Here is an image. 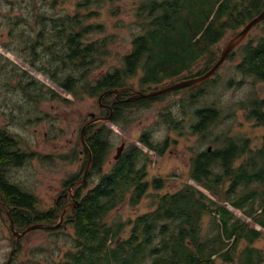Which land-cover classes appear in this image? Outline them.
I'll use <instances>...</instances> for the list:
<instances>
[{
    "label": "trees",
    "instance_id": "trees-1",
    "mask_svg": "<svg viewBox=\"0 0 264 264\" xmlns=\"http://www.w3.org/2000/svg\"><path fill=\"white\" fill-rule=\"evenodd\" d=\"M263 10L264 0H147L138 11V16L144 17L140 23L144 34L133 39L121 67L104 73L95 82L88 77L108 50L105 41L90 39V36L103 32L104 26L88 24L80 14L58 20L36 14L34 20L43 29L38 36L40 40L27 44L26 60L31 58L35 67L41 57L49 56L48 64L55 67L51 72L54 82L76 96L86 92L100 97L107 91L125 88L140 70L144 71L143 85L161 84L193 72L205 60V65L198 66L196 76H200L212 67V61L216 62V52L209 55L227 32L239 30ZM259 25L263 34L243 42L229 56V60L240 57L238 71L244 77H253L254 81H264V20ZM45 33L55 34V38L46 39ZM40 43L44 46L41 53ZM64 70L69 72L62 81L58 73ZM23 74L31 77L27 70ZM212 80L199 88V97L206 95L204 87ZM36 84L34 79L21 86L27 89ZM39 92L43 93L42 89ZM50 92L52 98L68 102L54 90ZM193 97L189 105L195 104L197 95ZM111 98L117 109L115 95H108L103 104L111 102ZM151 100L155 98L131 101L122 110L148 105ZM245 106L249 118L264 125V99L249 98ZM102 110L109 114L108 110ZM196 113L198 122L192 125V132L205 138L220 121L221 110L215 105H205ZM122 116L116 113L112 122L119 123ZM164 121L174 130L184 128L182 121L173 115H165ZM97 124L87 128V146L83 145L86 159L92 158L91 171L72 199L77 204L68 209L63 224L53 230L59 234L63 229L68 234L67 225L73 227L72 244L54 264H264V251L255 245L264 230V139L259 147L253 148L250 139H237L225 132L211 137L210 145L223 140L224 146L211 150L209 146L198 152L191 160L190 169V179L210 195L185 184L176 192L158 195L151 211L123 220L118 215L123 204L138 206L151 188L161 191L166 181L159 177L148 179L151 158L135 145L127 147L120 159L107 169L113 130L95 129ZM140 141L159 155L164 154L169 142L159 147L145 136ZM33 158L32 153L19 148L15 137L0 129V196L19 231L38 223L57 224L61 216L58 206L39 210L38 198L8 178L12 167H22ZM77 176L65 184L75 185ZM90 179L97 181L89 188ZM227 205L241 210L251 221L237 217Z\"/></svg>",
    "mask_w": 264,
    "mask_h": 264
},
{
    "label": "rangeland",
    "instance_id": "rangeland-1",
    "mask_svg": "<svg viewBox=\"0 0 264 264\" xmlns=\"http://www.w3.org/2000/svg\"><path fill=\"white\" fill-rule=\"evenodd\" d=\"M145 1L147 0H57L56 2L0 0V129L15 137L22 151L32 153L35 157L22 167H12L8 178L12 183L19 184L38 198L39 210L48 211L58 206L61 219L64 210L73 207L72 196L75 199L78 188L82 187L83 184L80 183L89 163L81 142L82 128L93 121L91 114L103 117L108 113L103 112L104 104L103 101L100 103L99 96H91L86 92L76 96L55 83L51 74L55 67L48 64L49 56L41 57L35 67L32 66L31 58H28L29 61L26 60L27 44L39 39L38 36L43 29L41 23H36L34 16L44 15L48 19L58 20L64 16L80 14L83 15L86 23L104 26L103 32L90 36V39L105 41L108 50L107 56L102 61H98V67L88 77L89 81L95 82L104 73L121 67L123 56L132 48L133 39L144 34L140 26L144 17H139L138 11ZM239 30L228 31L224 39L214 48L217 54L215 61ZM262 34L263 28L259 25L249 33L244 43L257 39ZM54 36L55 34L51 33L44 34L46 39L55 38ZM43 48V44L40 43L38 47L40 53ZM240 61V57L228 59L213 80L205 85L206 95L203 98L199 97V89H179L151 100L148 105H135L130 110L124 111L119 123L98 122L95 129L107 127L113 130L107 169L117 161L115 157L122 145L125 146L124 151L127 147L135 145L148 153L151 158L148 179L151 181L159 177L166 181L165 188L161 191L151 188L138 206H131L129 202L123 204L118 210V215L123 220L135 219L138 215L151 211L158 195L176 192L185 184L196 186L210 195L190 179V169L191 160L198 152L209 146L213 148L224 146L223 140L218 144L210 145L211 137L225 132L228 136L237 139H250L253 148L263 143L264 125L249 118L245 104L249 98L264 99V81H254L253 77H244L237 69ZM213 62L210 66L214 64ZM202 64L205 65V60H201L191 73L187 72L184 76L151 85L141 83L144 71L140 70L126 85L132 89L131 93H150L183 79L196 77L198 66L202 67ZM24 70H27L31 77L24 75ZM68 72L69 70H64L58 73L59 80L63 81ZM34 79L37 81L35 86L27 89L21 86V83L27 84ZM244 79L246 81L240 83ZM42 84L45 87H42ZM40 89L43 93L39 92ZM51 90L68 102L59 97L52 98ZM39 93L42 94L41 98L37 97ZM194 95H197V100L195 104L189 105L195 99ZM110 101L108 104L112 105L113 98ZM205 105H215L221 110L222 117L212 131L202 138L200 133L192 132L191 128L196 122L194 115L196 110ZM168 112L182 121L184 124L182 130H174L164 121V114ZM143 136L160 145L159 147L169 141L164 154L159 155L156 151L149 150L140 141ZM90 168L87 176L91 171ZM74 175H78L77 183L73 186L66 185L65 182ZM96 181L90 179L89 188ZM87 190L88 188L83 189V193ZM227 207L237 217L251 221L241 210L231 205ZM8 211L9 209L2 202L0 264H38L39 262L54 264L72 244L70 233L73 234L74 230L69 225L66 229L68 234H64L63 229L59 234H56L54 229H35L16 238L11 230ZM257 228L261 229L259 226ZM255 245L264 251V230Z\"/></svg>",
    "mask_w": 264,
    "mask_h": 264
},
{
    "label": "water",
    "instance_id": "water-1",
    "mask_svg": "<svg viewBox=\"0 0 264 264\" xmlns=\"http://www.w3.org/2000/svg\"><path fill=\"white\" fill-rule=\"evenodd\" d=\"M264 20V10L255 18H253L252 20H250L239 32L236 33V35L233 36V38L225 45V47L222 49L221 54L219 55V59L218 61L204 74L200 75V76H196L190 79H185L182 80L180 82H176L173 83L169 86H166L164 88H161L159 90H154L150 93H142V92H137L135 95H133L129 100H148V99H152V98H156L159 96H164L167 94H170L172 92H175L179 89H196L201 87L203 84H205L209 79H211L216 73L217 71L221 68V66L228 60L229 56L231 55V53L239 46L241 45L244 40L247 38V36L249 35V33L257 26L259 25L262 21ZM213 54V52L209 55L211 56ZM122 90H110L107 91L105 93H103L100 96V103H102L103 99L108 96V95H119L120 92ZM91 117H93V121L89 122L88 124H86L81 131V140L83 145L87 146V142H86V130L90 125H93L95 123L98 122H110L112 120L113 117V112L111 113V115L107 116V117H96L95 114H91ZM124 145H122L119 149H118V154L115 157V159H119L122 155V151L124 150ZM92 163V158L90 157L89 159V163L87 165L85 174H84V178L81 181L80 185L84 184L86 181V177H87V173L88 170L91 166ZM202 190V189H201ZM205 192V191H203ZM206 193V192H205ZM72 198L74 199V196H72ZM1 203H2V197L0 196V210H1ZM77 203H74L71 206H75ZM70 206V205H69ZM69 207H67L64 210V213L60 219V222L56 225H47L44 223H38V224H33L30 227H28L25 231H17L15 229V223L13 221V219L11 218V214L10 211H8V216L11 222V230L13 232V235L18 238L19 236L25 235L26 233L35 230V229H56L58 228L62 222L64 221V218L68 212Z\"/></svg>",
    "mask_w": 264,
    "mask_h": 264
},
{
    "label": "flooded vegetation",
    "instance_id": "flooded-vegetation-1",
    "mask_svg": "<svg viewBox=\"0 0 264 264\" xmlns=\"http://www.w3.org/2000/svg\"><path fill=\"white\" fill-rule=\"evenodd\" d=\"M121 90L122 91L120 92V94L118 96H115V100H116L115 102H117V109H115V107L113 105H110V104H106L103 106V108L105 110L109 111L108 115H111L112 112H113V116L116 115V113H117V115H124V112L122 110L124 108V105H126L127 103H129L131 101H134V100H129L134 95V93H132L131 95H127V96L121 95V93L126 92V91L132 92V89L130 87H125V88H122ZM164 115H173V114L171 112H168ZM194 115H198V114L195 112ZM197 122H198V119L196 118V122L194 124H196ZM211 149H213L212 146H210L209 150H211ZM122 154H123V152H122Z\"/></svg>",
    "mask_w": 264,
    "mask_h": 264
}]
</instances>
